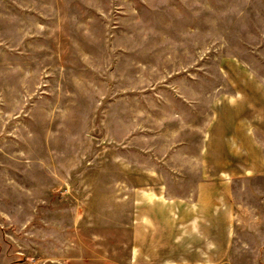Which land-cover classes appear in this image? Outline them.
Wrapping results in <instances>:
<instances>
[{
	"label": "rangeland",
	"instance_id": "374dc122",
	"mask_svg": "<svg viewBox=\"0 0 264 264\" xmlns=\"http://www.w3.org/2000/svg\"><path fill=\"white\" fill-rule=\"evenodd\" d=\"M152 222L264 264V0H0V264H157Z\"/></svg>",
	"mask_w": 264,
	"mask_h": 264
},
{
	"label": "crops",
	"instance_id": "0c3cea01",
	"mask_svg": "<svg viewBox=\"0 0 264 264\" xmlns=\"http://www.w3.org/2000/svg\"><path fill=\"white\" fill-rule=\"evenodd\" d=\"M199 212V211H198ZM197 212V213H198ZM192 210L188 207H185L183 209L179 208L177 206H169L167 210V219L168 221L163 224L168 226V233L166 237V245H167V253H171L172 249H175V247L180 245H186L187 242L191 241V238L194 236H197L193 231L196 229L202 228V222L199 215L192 216L191 218ZM171 214L174 216L172 217ZM175 217V218H174ZM159 222L151 224V229L149 226H147L148 232L145 233V238L140 239L139 238V258H142L145 254L147 256L148 261H154L157 264L163 262L171 263V262H183V261H189L190 257L184 255H177V258H164L162 260H157V255L160 253V249L158 247L160 244V237H159V230L158 225ZM160 224V223H159ZM145 224L139 222V233L140 231L144 230ZM151 230V231H150ZM173 247V248H172ZM165 249V248H164ZM163 249V251H164ZM165 252V251H164ZM175 253V252H173ZM172 253V254H173ZM176 254V253H175ZM202 258L201 256L199 257Z\"/></svg>",
	"mask_w": 264,
	"mask_h": 264
}]
</instances>
